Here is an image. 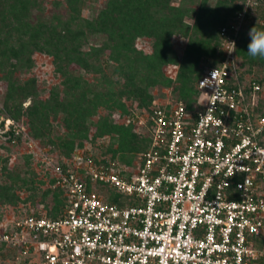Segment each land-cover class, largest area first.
I'll return each instance as SVG.
<instances>
[{"label":"built area","instance_id":"built-area-1","mask_svg":"<svg viewBox=\"0 0 264 264\" xmlns=\"http://www.w3.org/2000/svg\"><path fill=\"white\" fill-rule=\"evenodd\" d=\"M258 1L244 0L219 29L224 54L197 79L194 110L170 99L151 101L143 118L130 113L126 123L143 125L149 145L129 171L84 163L116 201L88 189L75 168L54 166L62 214H26L0 230V243L23 264H264V117L254 113L261 87L240 80L227 52ZM214 68L224 73L221 99L201 119L212 106L198 105V81Z\"/></svg>","mask_w":264,"mask_h":264},{"label":"rangeland","instance_id":"rangeland-1","mask_svg":"<svg viewBox=\"0 0 264 264\" xmlns=\"http://www.w3.org/2000/svg\"><path fill=\"white\" fill-rule=\"evenodd\" d=\"M108 1L0 0V167L6 159V169L20 171L22 163L27 159V170L35 174V181L40 182L37 185L41 190L51 185L54 166L75 168L85 182L88 181L90 184L96 182L88 177L84 163L88 159L92 161L91 156L96 146H110L116 149L119 144L114 134L111 135L115 138H111V135L100 137L95 135L99 120L106 115V103L103 102L106 93H115L124 83V79L119 75L121 69L118 68V64L124 63L123 52L111 51L108 48L98 51L97 48L101 47L104 41V35L85 26L88 21L96 22ZM169 5L183 6L190 10L183 17V23L189 27L187 35H190L193 25L196 24L197 39L203 38L207 32L203 24L210 23L214 18H221L232 9L230 0H169ZM66 29L71 32L81 30L80 39L73 43L66 41L55 45L52 40L55 35L52 32L62 34ZM187 43L188 36L182 33H173L168 37V44L176 59L175 62L162 64L160 72L171 81V84L169 86L156 84L150 87L151 101L178 100V91L173 87L178 85L177 76ZM92 47H96L90 56L97 53L94 56L95 60H91L96 62L97 72L86 71L82 67V59L87 57L86 53H91ZM133 47L143 54H151L152 39L138 36L133 41ZM10 48L17 51L16 56H13ZM73 48L75 50L78 48V52ZM210 56L205 54L199 57L197 67L201 73L211 63ZM99 66L103 73L98 70ZM136 68L139 71L137 77L144 74L145 70L141 69L140 65ZM238 71L243 75V81L252 75L258 77L263 75V70L257 66L248 69L242 65ZM261 91L259 99L263 98L264 84ZM34 100L39 103L47 101L49 104L45 113L46 130L40 138L32 136V127L26 115L21 114L15 120L8 116L5 108L6 104L9 106L20 104L24 108ZM88 103L97 105L91 114L88 110L82 109L87 107ZM126 103L127 114L123 115L122 110L117 109L109 118L113 124L128 127L130 133L145 137L143 125L127 124L126 119L130 113H136L143 118L148 108L145 103L140 105L138 101ZM76 115L83 117V125L87 128L85 138L80 145L74 144L70 151L61 147L55 148L49 140L55 141L56 137L66 136L69 130L65 123ZM9 131H12V136L8 134ZM138 155L139 153L126 152L125 156L131 160V164L115 161L116 163L109 162L105 168L114 171H121L124 168L125 171H129ZM1 178L4 176L0 172ZM92 186L95 192L104 197V188L107 186L103 184L102 187ZM11 192L17 195L19 200L14 204H0V230L9 227L27 212L37 211L44 215L48 212L49 205L43 208V205L33 203V199H27L29 193L24 188L17 186ZM21 260L14 247L5 245L0 248V264H22Z\"/></svg>","mask_w":264,"mask_h":264},{"label":"trees","instance_id":"trees-1","mask_svg":"<svg viewBox=\"0 0 264 264\" xmlns=\"http://www.w3.org/2000/svg\"><path fill=\"white\" fill-rule=\"evenodd\" d=\"M230 1L232 2V9L221 18H214L210 23L203 24L207 32L204 33L203 38L199 39H197L195 32V29H197L196 24L193 25L190 35H187L189 27L183 23V17L190 10H187L183 6H171L169 5V0H109L99 14L96 22L88 21L85 24L87 28L99 31L105 37L101 47L97 48L98 51H101L103 48H108L111 51H121L123 52L122 60H124V63L118 64V68L121 69L119 75L124 79V83L115 93H106V98L103 99V102L106 103V115L99 120L97 135H95L96 137H100L102 135L110 136L114 134L117 136L119 144L116 149H112L110 146H96L94 148L95 152L91 156L93 164L103 165L104 167L109 162L115 161L131 164V160L125 156L126 152L140 153L147 149L149 145L148 137H138L130 133L128 127L125 128L122 125L113 124L109 117L117 109L122 110L121 114L125 113L126 102L130 104L131 101H138L140 105L145 103L144 105L148 108L151 101L150 87L156 84H160L161 86H169L171 84V81L161 74L160 66L166 62H175L176 55L168 44V37L173 33H182L188 36V43L183 51V60L177 76L178 85L177 87H173V89L175 88L178 91L177 99L185 103L187 110L195 109L194 105L197 97L196 81L203 73L197 67L199 57L205 54L211 55L212 61L206 68L215 67L219 64L224 54L223 41L219 36V29L234 18L244 2V0ZM247 13L250 19L245 23L244 28L239 31L236 38L235 57L237 69L239 70V66L242 65L247 66L248 69L252 66L261 68L263 70L261 77L252 75L249 79L255 80L262 89L264 84V59L250 57L246 44L248 41L247 32L251 27L254 26L258 30H264V0H259L258 4L250 8ZM52 33L55 35L51 36L55 45L66 41L73 43L79 40L82 35L81 30L71 32L68 29L62 34ZM138 36H146L152 39L153 48L151 54H143L134 49L133 41ZM91 49V53H86L87 57L82 59V67L86 71L97 72L95 69L96 62L91 61L95 60L94 56L97 53H93V59L89 58L92 57L90 55L95 51L96 47H92ZM9 50L13 51V56L17 55V51L11 48ZM75 51L78 52V48ZM124 65L126 70H124ZM138 65H140L141 69L145 70L144 74H140L139 77H137L139 71L136 68ZM100 66L98 70L103 73V70H101L102 66ZM133 69L135 70L133 71ZM239 78L243 81V75L240 71ZM261 89L258 92V97L263 91ZM48 106L47 101L39 103L34 100L24 108L20 104L14 106L6 104L5 108L8 116L15 120L21 114L26 115L28 123L32 127V136L40 138L46 130L44 124L47 123L45 122V113ZM96 106V104L91 105L88 103L87 107H82V109L88 110L91 114L97 108ZM254 113L264 117V95L263 98H258L254 107ZM125 114H127V111ZM65 127L69 130L66 136L63 138L56 137L55 141L49 140V142L55 148L59 149L61 147L63 150L70 151L74 144H81V141L85 138L87 128L83 125V117L81 115L72 117L70 121L65 123ZM8 134L13 135L12 131H9ZM114 135H111V138H115ZM3 162L4 164L0 167V172L4 176L3 179H0V204H14L18 201L19 197L11 192L12 189L18 186L19 188H24L29 193L26 198L33 199V203L43 205V208H47L49 205L48 212L45 215L37 211L27 212L26 214L44 215L48 218H57L62 214L65 196L60 188L52 186L53 180L50 186L41 190L37 185L40 182L35 181V174L27 170V159L22 163L20 171L17 169L13 171L6 169V159ZM86 183L88 189H93L92 185H102L98 182L90 184L87 181ZM107 187L104 188L103 198L109 202L116 201L119 196ZM26 198L25 200H27ZM4 246L5 244L0 243V248ZM21 262L22 264L24 263L23 260Z\"/></svg>","mask_w":264,"mask_h":264},{"label":"clouds","instance_id":"clouds-1","mask_svg":"<svg viewBox=\"0 0 264 264\" xmlns=\"http://www.w3.org/2000/svg\"><path fill=\"white\" fill-rule=\"evenodd\" d=\"M247 37L248 41L246 44V49L248 55L252 58L264 59V30H258L253 26L248 30ZM230 44L232 45V48L230 51H227L229 55L235 53L236 50L235 41H230ZM223 76L224 73L214 68L209 71L208 75L204 76L198 81L200 91L203 93V98L198 105L212 106L208 107L207 111L200 116L201 119L209 117L210 110H212L215 103L221 99L219 84L223 80ZM205 88H208L211 91H203ZM218 123H222V121H219Z\"/></svg>","mask_w":264,"mask_h":264}]
</instances>
